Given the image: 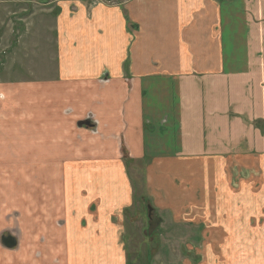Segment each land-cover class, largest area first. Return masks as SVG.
<instances>
[{
  "label": "crops",
  "instance_id": "crops-1",
  "mask_svg": "<svg viewBox=\"0 0 264 264\" xmlns=\"http://www.w3.org/2000/svg\"><path fill=\"white\" fill-rule=\"evenodd\" d=\"M29 1L0 0V264H134L139 228L264 264V0Z\"/></svg>",
  "mask_w": 264,
  "mask_h": 264
},
{
  "label": "rangeland",
  "instance_id": "rangeland-1",
  "mask_svg": "<svg viewBox=\"0 0 264 264\" xmlns=\"http://www.w3.org/2000/svg\"><path fill=\"white\" fill-rule=\"evenodd\" d=\"M37 2L43 1V0H34ZM26 2H30L29 0H26ZM19 175V174H18ZM22 176V175H21ZM246 193H251V192H255L257 193V186L256 188H250L249 184H247L246 186ZM260 199H262L264 197V190H260ZM263 202H260L259 200H257V202H247V206L251 207V208H255L257 207V209L263 208L264 207V199H262ZM151 217L149 219V217H147L149 215L148 209L147 208H143L141 213H138L137 216H135V220L133 222L134 225H139V226H143V225H147L152 224V225H170L172 222L169 220V218L165 217H161L159 218L157 216V218L154 217L155 212L153 211L151 213ZM162 219L163 222L160 220ZM264 217L259 216V214L257 215V217H251V218H247L248 222L250 224H264ZM142 230V228L136 229L135 231V241L134 243L131 245L133 246L129 251H130V255L132 257V259H134V264H146V251L150 249L151 251V261L150 264H194V259L190 260L189 258H186L187 254L186 252H188V250L184 249H180V247H178V244L175 243L174 240V236H176V234L174 233H166L163 234L164 236H167L165 240H162L158 243V241L156 243H150L149 245L142 242L143 240V236L140 233ZM162 235V236H163ZM261 235H264V233H262ZM142 240V241H141ZM139 241V242H138ZM262 241L259 243V245H262ZM257 251L264 253V246L262 245V247L257 248ZM193 252H195V250H192ZM260 255V254H259Z\"/></svg>",
  "mask_w": 264,
  "mask_h": 264
},
{
  "label": "water",
  "instance_id": "water-1",
  "mask_svg": "<svg viewBox=\"0 0 264 264\" xmlns=\"http://www.w3.org/2000/svg\"><path fill=\"white\" fill-rule=\"evenodd\" d=\"M3 243L8 247L13 248L16 246L17 240L12 235H7L3 237Z\"/></svg>",
  "mask_w": 264,
  "mask_h": 264
}]
</instances>
